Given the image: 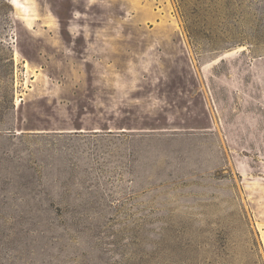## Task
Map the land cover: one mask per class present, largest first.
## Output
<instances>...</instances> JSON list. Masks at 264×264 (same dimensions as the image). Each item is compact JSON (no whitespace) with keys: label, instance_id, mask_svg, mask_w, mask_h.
Returning a JSON list of instances; mask_svg holds the SVG:
<instances>
[{"label":"rangeland","instance_id":"374dc122","mask_svg":"<svg viewBox=\"0 0 264 264\" xmlns=\"http://www.w3.org/2000/svg\"><path fill=\"white\" fill-rule=\"evenodd\" d=\"M0 264H264V0H0Z\"/></svg>","mask_w":264,"mask_h":264}]
</instances>
